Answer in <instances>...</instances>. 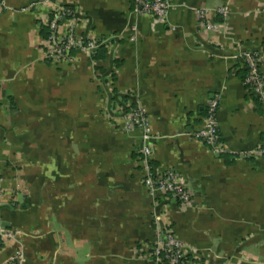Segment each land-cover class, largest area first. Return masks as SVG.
Listing matches in <instances>:
<instances>
[{"label":"crops","instance_id":"0c3cea01","mask_svg":"<svg viewBox=\"0 0 264 264\" xmlns=\"http://www.w3.org/2000/svg\"><path fill=\"white\" fill-rule=\"evenodd\" d=\"M170 2L161 24L131 0H0V221L15 235L0 264H154L162 202L141 183L142 131L123 129L136 102L153 164L191 193L165 209L176 237L200 264H264V157H243L264 145V105L242 58L264 56V0ZM68 6L101 43L49 64L45 20ZM214 99L225 153L195 137Z\"/></svg>","mask_w":264,"mask_h":264},{"label":"built area","instance_id":"2783aa9c","mask_svg":"<svg viewBox=\"0 0 264 264\" xmlns=\"http://www.w3.org/2000/svg\"><path fill=\"white\" fill-rule=\"evenodd\" d=\"M134 10L138 13L148 14L161 24L168 22L172 5L170 0H131ZM198 18L199 26L211 29L212 24L207 18L204 9H193ZM48 30L43 40L42 59L54 65L74 63L75 53L81 52L92 55L100 45V40L90 33L80 12L73 7H58L53 9L45 20ZM246 68L244 84L248 90L264 105V56L262 53H246L243 55ZM218 100H211L206 109L203 126L197 130L195 137L200 139L214 153H225L220 143L218 130ZM123 129L131 131L139 129L143 133V145L139 150V166L141 183L153 198L162 202V215H154L156 237L152 246L146 253L154 264H200L201 259L196 251L184 245L175 235L170 226L166 208L173 202H179L182 209H187L191 203V193L185 182L173 171L163 170L153 164L155 137L149 129L146 111L139 103L129 105L122 111ZM264 157V145L258 146L243 154V157ZM15 235L0 226V247L8 245ZM11 264H20L21 255L18 253L11 258Z\"/></svg>","mask_w":264,"mask_h":264},{"label":"water","instance_id":"95a60500","mask_svg":"<svg viewBox=\"0 0 264 264\" xmlns=\"http://www.w3.org/2000/svg\"><path fill=\"white\" fill-rule=\"evenodd\" d=\"M0 226L3 227V228H8L9 227V225L7 223H2L1 221H0Z\"/></svg>","mask_w":264,"mask_h":264},{"label":"trees","instance_id":"16d2710c","mask_svg":"<svg viewBox=\"0 0 264 264\" xmlns=\"http://www.w3.org/2000/svg\"><path fill=\"white\" fill-rule=\"evenodd\" d=\"M245 76H246V71H245ZM245 78V77H244Z\"/></svg>","mask_w":264,"mask_h":264}]
</instances>
